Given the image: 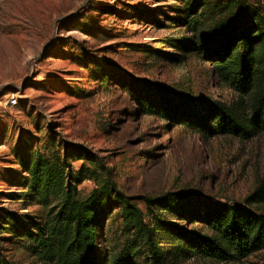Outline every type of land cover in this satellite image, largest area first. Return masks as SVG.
I'll list each match as a JSON object with an SVG mask.
<instances>
[{
	"label": "rangeland",
	"instance_id": "374dc122",
	"mask_svg": "<svg viewBox=\"0 0 264 264\" xmlns=\"http://www.w3.org/2000/svg\"><path fill=\"white\" fill-rule=\"evenodd\" d=\"M185 1L0 0V264H52L32 251L28 235L58 203L30 185L39 156L67 161L82 178L79 198L98 190L102 259L126 241L118 191L141 209L165 264H264V249L230 262L185 253L165 225L207 232L192 218L202 200L243 204L264 175V131L205 137L144 114L135 100L129 79L144 77L248 113V96L183 51L177 39L193 34L180 22ZM236 1L264 10V0ZM174 197L188 199L169 208ZM132 261L150 264L144 252Z\"/></svg>",
	"mask_w": 264,
	"mask_h": 264
},
{
	"label": "trees",
	"instance_id": "16d2710c",
	"mask_svg": "<svg viewBox=\"0 0 264 264\" xmlns=\"http://www.w3.org/2000/svg\"><path fill=\"white\" fill-rule=\"evenodd\" d=\"M212 10L213 22L206 23ZM181 14V24L193 32L190 37L177 39L183 51H194L209 61L218 81L248 96L249 111L242 116L222 101L144 77H131L140 110L184 124L205 137L231 134L247 139L264 131V10L236 0H186ZM64 158L66 161L67 153ZM70 170L67 161L59 165L41 156L32 167L31 187L58 199L44 223L28 230L32 251L40 260L52 264H134L133 257L144 252L150 264H165L154 230L144 221L141 209L118 191L114 192L122 205L126 241L119 252L102 259L97 247L102 197L94 190L86 198H79L77 184L82 178ZM186 198H171L166 206L178 209L177 205ZM202 203L192 218L206 226L207 232L165 223L184 242L185 253L230 262L264 249V209L260 208L264 207V175L243 204L211 199Z\"/></svg>",
	"mask_w": 264,
	"mask_h": 264
},
{
	"label": "built area",
	"instance_id": "2783aa9c",
	"mask_svg": "<svg viewBox=\"0 0 264 264\" xmlns=\"http://www.w3.org/2000/svg\"><path fill=\"white\" fill-rule=\"evenodd\" d=\"M8 101H10L11 104H15L16 103V99L15 98H10Z\"/></svg>",
	"mask_w": 264,
	"mask_h": 264
}]
</instances>
